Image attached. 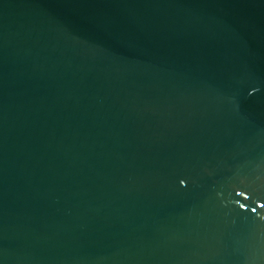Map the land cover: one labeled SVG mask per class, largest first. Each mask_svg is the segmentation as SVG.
I'll use <instances>...</instances> for the list:
<instances>
[{"label": "water", "instance_id": "1", "mask_svg": "<svg viewBox=\"0 0 264 264\" xmlns=\"http://www.w3.org/2000/svg\"><path fill=\"white\" fill-rule=\"evenodd\" d=\"M0 264H264V0H0Z\"/></svg>", "mask_w": 264, "mask_h": 264}]
</instances>
